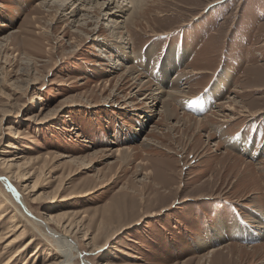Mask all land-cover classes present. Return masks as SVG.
<instances>
[{
  "label": "rangeland",
  "instance_id": "374dc122",
  "mask_svg": "<svg viewBox=\"0 0 264 264\" xmlns=\"http://www.w3.org/2000/svg\"><path fill=\"white\" fill-rule=\"evenodd\" d=\"M43 1L0 0V161L27 177L28 217L70 219L75 264H264V0H143L119 17L123 58L99 10ZM12 216L28 231L11 264L56 253L15 211L0 232Z\"/></svg>",
  "mask_w": 264,
  "mask_h": 264
},
{
  "label": "bare ground",
  "instance_id": "6f19581e",
  "mask_svg": "<svg viewBox=\"0 0 264 264\" xmlns=\"http://www.w3.org/2000/svg\"><path fill=\"white\" fill-rule=\"evenodd\" d=\"M50 1L51 0H45V1H43V3L41 2L39 4L40 5L46 4L45 6L49 5L50 7H57L61 11L67 10L68 8H70V11L67 14H63V15H67L68 19L70 17H73L79 10H83L84 11L83 13L85 15H88L90 12H92V8L93 9L96 8L97 10H99L100 15H102V20H97L96 21L97 23L95 22L96 23L95 27L92 28V30H94V31H92V32H94L93 34L96 36L97 33L101 30V28H108V31H110V32H109V34H107L105 41L107 42V45L108 44L110 45L109 48L113 49V51L118 50L119 52L118 51L117 52L119 53V55H121L122 58L124 56L125 57L127 56L126 54H124V52H128V53L130 52L128 50V41H126L127 38H125L124 36H119V34L117 32H115V30H117L120 27L122 28L124 25V22H125V20L123 21L122 18L119 19V17H123L124 12L127 11L128 8H132L133 11H136L137 8L139 7V4L141 2H143V0H57L54 3H50ZM81 15H83V14H81ZM103 20L105 22H101ZM126 20H127V18H126ZM98 22H99V24H98ZM120 24H123V25L120 26ZM92 39H94V38H92ZM106 48L107 47H102V49L101 48H99V49L101 50V52H107ZM110 51H109V53H110ZM181 51H183L182 52V54H183L184 50H181ZM165 53H166L165 56H163L165 58V62L161 65L160 68H161V70H165V69L171 70L170 68L173 69V66L175 64V60L173 59V57H175V56H173L172 50H170V51L168 50ZM182 54L179 52L178 53L179 57H181ZM134 56H136V55L134 54ZM108 57H110V56L108 55ZM111 60H113V58ZM118 63H120V62H118L116 59V61L112 63L114 65L113 67H116ZM134 66H135L134 64L133 65L131 64V65L127 66L125 68V70L127 72H131L133 70ZM194 73H201V72L200 71H194ZM125 74H126V72H125ZM139 75H136L137 77L135 79L137 81H140L141 77H145V75H142V74H139ZM173 79H175V78H173ZM134 82H136V81H134ZM174 82H176V81H174ZM141 87H143V86H141ZM141 87H138L137 91L140 92L142 90ZM165 91L166 90H164L163 87L161 88L159 86H156L153 89V92L151 91V93H147V96L142 97L143 102L145 99H149V100H145V102H144V105L147 106L149 109L148 112L154 111V107L157 103L155 100H158L159 99L158 96H160V94L162 92L164 93ZM169 92L172 93V90H169ZM229 98H231V97L229 96ZM226 102L227 101H225L221 106H223V107H225L231 111L233 109V107L225 104ZM164 110H168V109L164 108ZM243 111H246V109H243ZM219 115L220 116H229L230 114L229 113H225V114L221 113ZM144 117H146V115ZM197 119H199V118H197ZM125 147L124 146H122V147L118 146L115 148V151L117 153H119ZM12 159L13 158H9L8 160H1L0 161V167L5 168V175L4 176L0 175V178L5 185L6 191L9 192L10 195L13 196V198H14L12 200L10 198V196L7 195L5 192H2V194H1V196L2 195L4 196V198H3L4 203L0 202V227L2 226L1 223L4 222L9 217V214L12 211H15L21 218H23L25 220V221L24 220L23 221L26 222L27 225L32 230L39 233V235L42 236V238L45 241H47V243L48 242L51 243L56 250V253H55V254H57L56 258H55V254L49 253L48 258H46L44 260V262H42L41 264H75L76 255L78 254L80 256V258L82 256L80 255L81 254L80 250L77 248V246L75 245V243H73V240H72V234L74 232V224L72 223V221L70 219L66 223L64 220L61 221L59 219V216L57 214H53V213L48 214L44 219H41V220L39 217L37 219H31L28 217V215H33L31 213V206H29L28 203L25 202V199H22L21 194L17 191L16 188L13 187V184L11 183L12 182L11 179H13L16 182H19L18 184H21L22 182L26 181L27 177L20 170L21 168H20L19 164L9 163V161H11ZM90 193H92V191H88L83 195L90 194ZM7 203L13 205L12 209L5 208L4 204L6 205ZM69 212H71V211H69ZM64 215H67V214H63V216ZM11 222L13 224L7 225L5 232H0V244L1 245L4 244L3 250L0 253V264H11V263H13V261L16 260L21 255V253L26 250V247H27L25 245H21V246L19 245L17 250L12 251V249H14L15 246H17L18 244H20V242H22V240L24 238V233H26L28 231L27 230L28 227L25 226L23 228V225L14 216H12ZM252 227L261 228V224L253 225ZM19 229H21V232L19 234L15 235L16 231H18ZM218 230L219 229L217 228L214 230V232L217 233ZM240 232H241L242 236H253V234L257 233V232L255 233L254 229H252V228L250 229V228L245 227V226L240 230ZM37 240H38L37 237L32 236L30 238V241L27 243V245H32ZM217 249L218 248H212L209 251L211 252V251H215ZM36 252L37 251L35 250V252L31 253V257L33 255H35ZM6 256H8L7 259H4V257H6ZM50 257L52 259H55V260L51 261ZM48 259L50 261H48ZM24 263L25 262H23V264ZM85 264H91V263L87 262Z\"/></svg>",
  "mask_w": 264,
  "mask_h": 264
},
{
  "label": "crops",
  "instance_id": "0c3cea01",
  "mask_svg": "<svg viewBox=\"0 0 264 264\" xmlns=\"http://www.w3.org/2000/svg\"><path fill=\"white\" fill-rule=\"evenodd\" d=\"M164 62H165V58H164ZM163 61H162V63H164ZM162 63H160V64H162ZM175 66H173V68H174ZM159 70H160V68H159ZM212 93V94H211ZM217 92H216V90H214V91H210V92H208L207 93V95H206V97L208 98V97H211L212 95L214 96V94H216ZM200 107V106H199Z\"/></svg>",
  "mask_w": 264,
  "mask_h": 264
}]
</instances>
